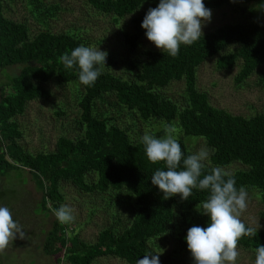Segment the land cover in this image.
<instances>
[{
  "label": "trees",
  "instance_id": "trees-1",
  "mask_svg": "<svg viewBox=\"0 0 264 264\" xmlns=\"http://www.w3.org/2000/svg\"><path fill=\"white\" fill-rule=\"evenodd\" d=\"M14 1L18 0H0V69L18 66L0 80V206L8 207L21 225L14 210V187L29 182L31 186L25 189L29 200L37 193L41 208L49 211L46 203L52 210L60 208L64 199L61 183L68 182L87 194L104 192L116 200V207L126 208L120 213L115 208L116 219L98 231L93 243L79 239L74 227L66 234L71 222L61 225L52 217L39 244L30 241L32 232H25L24 239L18 234L10 242L14 246L11 249L22 246L23 240L47 257H54L53 264L59 263L60 252L69 264H93L104 255L136 264L169 238L173 247L160 264H193L185 258L191 255L185 237L194 225L208 226L209 217L196 209L207 199L208 191L193 189L187 201L178 195L163 199L151 177L156 170L166 168L162 162L148 161L138 123H161L162 129L153 134L158 138L166 128H174L184 158L191 153L183 136L201 137L208 149H215L209 156L211 166L205 164L202 176L214 167L238 162L243 168L230 173L236 187L256 190L264 203V111L248 117L232 115L210 105L206 93L195 85L197 66L216 55L217 68H238L236 83L258 71L257 80L264 88V67L259 69L264 64L263 11L257 9L264 0H204L210 10L228 6L239 10V15L234 21L202 32L192 45H181L176 57L159 49H137L145 31L142 21L159 0H86L94 14L106 16L114 24L129 16L130 24L120 27L117 39L121 48L106 52V66L92 86L80 84L78 69H65L60 62L64 53L70 54L80 45L90 46L86 35L90 28L73 25L50 31L46 24L57 7L27 0L33 7L31 14L34 12L45 24L30 32L25 21L4 15V7ZM117 62L125 67V77L113 70ZM178 80L183 82L179 97L165 96L164 87ZM49 81L70 85L78 108L74 129L79 133L59 135L52 150L31 153L17 142L20 129L15 117L27 102L49 97L51 92L45 86ZM56 115L63 116L64 111L58 109ZM118 118L123 124H117ZM92 174L95 180H91ZM260 245H264V230L259 229L256 236H243L238 241V246L254 253Z\"/></svg>",
  "mask_w": 264,
  "mask_h": 264
},
{
  "label": "rangeland",
  "instance_id": "rangeland-1",
  "mask_svg": "<svg viewBox=\"0 0 264 264\" xmlns=\"http://www.w3.org/2000/svg\"><path fill=\"white\" fill-rule=\"evenodd\" d=\"M40 1L41 4H45L46 6L54 5L57 7L55 15L51 16L46 24V28L50 31L64 30L73 25H84L85 28H90L86 34L90 41V47L105 52L121 48L117 39L118 32L122 25H124V28L129 27V16L120 20L118 24H114L110 20H107L106 16L94 14L93 8L90 4H87L86 0ZM4 9L5 16L13 20L25 21L30 32H35L37 29L45 27L44 22L41 21L34 12L31 14L30 10H32L33 7L27 3V0H18L14 1V3H8V6L6 8L4 7ZM211 13V20L204 24L202 32L211 30L217 25L225 22L234 21L239 15V10L234 11L232 8L225 6L220 9L211 10ZM260 18L264 23V11ZM145 32L146 30L140 39L137 49H157L155 45L146 38ZM215 58L216 55L206 58L195 70V85L198 90L206 93L208 103L216 108L224 109L232 115L244 117L263 112L264 88L259 85L260 82L257 80L258 71L252 73L245 80L236 83L234 77L238 68L233 67L228 70L219 69L215 66ZM122 66L121 62H117L113 70L125 77L124 71H126V69ZM262 67H264V64H261L259 69ZM17 70L18 66L6 67L5 70L2 69V71L0 69V80L4 78L5 73L13 74ZM45 86L51 92L49 97L45 100H31L27 102L23 112L15 117V121L20 129V136L17 138V142L31 153L42 150H52L55 139L59 135L71 137L79 133L77 128L76 130L74 129L78 108L77 100L72 96L70 85L58 86L55 85L54 82L49 81ZM182 87V80L171 81L164 87L162 93L167 97L178 98ZM54 103H57V105ZM58 109L64 111L63 116L56 115ZM123 122V119H117V124H123ZM160 125L161 123L154 124L153 122L149 124L146 122L145 124L138 123L137 130L141 136L146 132L153 135L155 132L162 129ZM164 135L165 131L160 137ZM174 136L177 138V132H174ZM183 141L191 154L206 147L201 137L186 135L183 136ZM204 164L210 165L209 158ZM222 168L232 173L237 169L243 168V166L238 162H232ZM95 177L96 175L92 174L91 180H95ZM29 186H31L29 182H26L24 186H19V188L14 187L13 195L14 197L16 196L14 210L17 214L19 213L18 217L21 219V223H23L21 224L23 227L22 231L26 233L32 232L33 236L30 241L33 243L37 241L39 244L43 235L46 233L45 229L50 225V219L56 216L49 206V203H46L49 211L41 208L37 193H34L33 198L29 200L25 191ZM9 188H11V186H6V189ZM61 192L63 193L64 199L59 203L60 206L67 205L70 207L73 210L72 214L75 218L71 224L67 225L66 234H68L70 228L74 227V232L77 234L78 238L87 243H93L98 231L114 221L116 215L121 212V209L126 208L122 205L116 207V200L111 199L110 196L104 192L97 195L95 193L87 194L80 192L68 182L61 183ZM247 192L248 207L242 214L241 220L247 226L264 230V216L262 215L264 211L263 198L256 190H247ZM115 208L119 210L118 213L114 212ZM21 242L22 246L16 245V249H11L14 246L11 247L9 243L10 249L8 247L3 253H0V264H53L54 257H47L43 253H40V250L34 248V245L31 243L29 244L25 241L23 243V240H21ZM25 245L26 248L22 249ZM160 246L159 248L153 249V254H158L159 261H163L167 253H169V250L173 247V242L171 239L167 238L163 240ZM237 250L239 255L236 264H254L255 253L253 250L243 249L238 245ZM57 258H59L58 264H69L61 252L58 253ZM185 258L192 260L191 255ZM93 264L127 263L119 258L104 255L97 257L93 261Z\"/></svg>",
  "mask_w": 264,
  "mask_h": 264
},
{
  "label": "clouds",
  "instance_id": "clouds-1",
  "mask_svg": "<svg viewBox=\"0 0 264 264\" xmlns=\"http://www.w3.org/2000/svg\"><path fill=\"white\" fill-rule=\"evenodd\" d=\"M264 11V4L257 5ZM211 10L204 0H159L155 8H149L141 27L146 38L155 47L171 57H176L181 45H192L203 35L202 27L211 20ZM105 51L80 45L60 57L65 69H78L79 83L92 86L106 66ZM175 129H165L163 137L145 133L141 141L149 162H162L166 170H156L151 183L164 194L163 199L179 196L187 201L193 189L207 190V199L196 205L197 211L209 217L207 227L192 226L185 237L193 264H236L238 241L243 236L254 237L258 229L246 226L241 220L248 204L245 187H236L235 178L222 167H214L202 176L204 162L215 149L201 148L184 158L181 146L174 136ZM202 177V178H201ZM61 225L72 222L73 210L67 205L54 209ZM25 238L22 226L14 221L11 210L0 206V253L17 238ZM136 264H160L159 255L149 252ZM254 264H264V245L255 249Z\"/></svg>",
  "mask_w": 264,
  "mask_h": 264
}]
</instances>
